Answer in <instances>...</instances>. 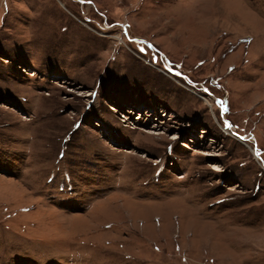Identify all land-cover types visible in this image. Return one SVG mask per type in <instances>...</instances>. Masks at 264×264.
<instances>
[{"label":"rangeland","instance_id":"1","mask_svg":"<svg viewBox=\"0 0 264 264\" xmlns=\"http://www.w3.org/2000/svg\"><path fill=\"white\" fill-rule=\"evenodd\" d=\"M0 264H264V0H0Z\"/></svg>","mask_w":264,"mask_h":264},{"label":"bare ground","instance_id":"2","mask_svg":"<svg viewBox=\"0 0 264 264\" xmlns=\"http://www.w3.org/2000/svg\"><path fill=\"white\" fill-rule=\"evenodd\" d=\"M208 102V99H205ZM248 146V145H247ZM249 147V146H248Z\"/></svg>","mask_w":264,"mask_h":264}]
</instances>
